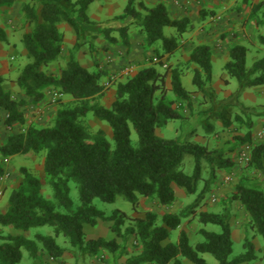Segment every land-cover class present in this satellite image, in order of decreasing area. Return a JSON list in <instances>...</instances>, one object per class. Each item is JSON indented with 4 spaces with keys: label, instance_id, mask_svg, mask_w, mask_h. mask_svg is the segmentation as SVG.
Here are the masks:
<instances>
[{
    "label": "trees",
    "instance_id": "obj_1",
    "mask_svg": "<svg viewBox=\"0 0 264 264\" xmlns=\"http://www.w3.org/2000/svg\"><path fill=\"white\" fill-rule=\"evenodd\" d=\"M19 0H0V10L11 7ZM94 0H27L22 7L24 20L32 25V31L23 36L29 63L23 68L16 83L24 99L35 103L43 101L46 90L54 88L63 96L73 99V105H66L56 113L52 126H29L24 132L12 134L3 143L0 140V154L10 157L18 154L45 153L44 169L51 178L54 202L41 195V181L22 169L23 181L19 189L9 197L6 212L0 211V226L12 227L24 233L38 228L51 227L53 236L36 233L33 239L23 235L0 236V264H18L23 250L36 259L45 252L53 260L62 258L66 249L56 242L63 236L68 243L83 254L96 255L100 251L115 253L119 249L116 240L85 239L84 226L95 227L100 221L114 222L113 231L119 234L123 218L116 211L111 217L94 206L95 199L113 204L119 197L125 198L134 207L139 196L151 198L160 206L168 207L176 201L175 187L195 196L185 212L167 213L161 218L147 212L145 218L136 219L140 251L130 257L126 264H182L180 257L192 264H208L202 257L209 254L218 264H245L255 260L254 244L245 239V252L234 258L230 209L222 214L200 212L203 225H213L220 232L200 230L204 238L192 246L189 237L181 232L178 243H167L171 232L177 230L183 218L195 214L201 207L212 187L218 180V173L233 167L231 154L236 147L210 149L196 141L164 139L156 135V129L182 118L175 108V101L192 108L191 94L183 85L182 73L176 68L161 72L156 66H143L138 72L116 85V97L110 108L99 102L105 89L102 78L106 71L89 72L72 55L59 74H48L46 69L56 63L63 53L64 35L60 26L66 24L75 33L77 40L100 24L88 16V9ZM136 0H127L123 12L108 23L139 24L146 44L153 48L160 58L172 54L178 47V40L193 29L189 18L173 17L167 6L160 2L146 6L145 14L135 8ZM258 11L264 0L254 4L242 0ZM254 4V5H253ZM205 12H201L204 15ZM166 28L175 29L176 37H168ZM108 33L109 29H99ZM122 43L129 44L128 27L118 29ZM109 35V34H107ZM6 31L0 27V42L7 41ZM111 43L118 40L109 37ZM264 46V36L258 37ZM79 43V42H78ZM80 44V43H79ZM82 45V43L80 44ZM158 45L163 53L160 54ZM194 65L193 86L208 105V118L219 120L223 127L231 128L238 122L246 128L244 136H237L238 146L248 143L249 166L264 175V141L253 142V117L264 119V105L261 110L239 103L242 93L248 89L264 86V56L248 65V48L241 44L229 50V60L224 66L227 75L235 79L239 88L226 100H220L212 86V50L207 44L196 46L189 56ZM168 80L170 88L167 87ZM4 78L0 74V109L7 113V126L15 123L25 125L22 104L3 89ZM169 88V89H168ZM171 93L175 100H169ZM238 108L240 113L233 114ZM91 113L105 121L112 129L113 145L105 132L91 134L80 119ZM233 117V118H232ZM138 136L137 146L132 145L131 128ZM264 132V124H263ZM193 159V168L186 171L185 160ZM205 167L208 176H204ZM79 189L80 205L74 207L70 197V182ZM246 210L249 224L264 241V190L240 183L233 197ZM158 220L162 225H158Z\"/></svg>",
    "mask_w": 264,
    "mask_h": 264
},
{
    "label": "rangeland",
    "instance_id": "obj_2",
    "mask_svg": "<svg viewBox=\"0 0 264 264\" xmlns=\"http://www.w3.org/2000/svg\"><path fill=\"white\" fill-rule=\"evenodd\" d=\"M27 0H19L11 7L0 10V27L7 33V41L0 42V74L4 78L3 89L9 92L16 100H25L21 109L25 114L26 124H14L7 126L5 121L7 113L0 109V140L5 142L9 136L15 133L24 132L29 126L48 127L52 126L56 113L66 105H73V99L68 96L57 98L55 94L59 91L54 88L46 90V97L39 103L31 99H24L16 80L21 74L23 68L29 63L26 49L22 39L26 33L32 31V25L24 20L22 7ZM148 0H136L135 8L142 14L145 9L144 3L148 6ZM127 4V0H94L88 9V16L92 21L100 25L91 32L85 33L84 39L77 40L74 31L63 24L60 30L64 35L63 53L60 59L49 66L46 71L48 74H59L60 70L66 65L70 56L75 59H81L82 64H95L99 55H105L109 52L126 53L130 52L125 48L138 49L137 58L131 62L129 69H140L143 66H156L161 72L169 73L178 68L182 73V82L186 90L191 94L193 106L188 108L186 105L175 101V108L181 113L182 118L170 122L167 126L156 129V135L164 139H178L179 141L191 140L208 146L210 149H223L235 146V151L231 154L234 161L232 168L222 170L218 173V180L212 187L201 207L197 208L195 214L183 218L180 227L171 232L170 238L164 242L178 243L181 232H185L192 246H196L203 241L200 234L201 229L220 232V228L213 225H203L199 221L200 212L222 214L226 208L230 209V225L232 230L233 254L234 258L245 252L244 241L249 239L255 246L256 259L245 264H264V241L251 229L249 216L245 208L233 197L236 187L244 183L249 187L264 190V175L256 172L249 166L248 152L250 145L244 143L238 146L237 136H244L246 128L244 125L234 122L231 128H224L219 120L208 118L206 110L208 105L203 103L202 95L199 94L193 86L194 65L190 64L189 56L194 47L206 43L210 45L212 51L213 81L212 86L220 100H226L237 92L239 84L235 79L230 78L224 70V66L229 60V50L235 44H241L248 48V65H251L264 56V46L258 42V37L264 36V6L254 10V6L244 3L242 0H229L227 10L231 23L235 28H230L228 32L216 35L210 32L211 28L218 27L220 18L217 12L204 8L205 14L202 15L200 22L193 25V29L187 31L178 40V47L172 54H165L161 58L157 53L146 44L145 37L141 32L139 24L127 23H108L109 20L121 14ZM201 4V1H199ZM254 5V4H253ZM214 25V26H212ZM128 27L129 44L122 43L121 35L118 29ZM109 29L108 33L99 31L102 28ZM109 34V35H107ZM165 34L168 37H176L175 29L166 28ZM109 37L118 40L117 43H111ZM82 45H80L79 43ZM160 54L163 53L161 46L158 45ZM84 57V58H82ZM81 64L80 60H78ZM89 72H94L92 66L88 67ZM126 71V70H124ZM125 74H112L115 79L107 74L104 84L103 94L110 86L116 87L117 83L127 80L130 72ZM168 80L167 87L170 88ZM168 88V89H169ZM60 94V93H59ZM101 98V97H100ZM169 100H175L171 93L168 94ZM110 103L108 101L106 104ZM239 103L261 110L264 105V86H258L246 89L239 98ZM240 113L238 108L233 109V114ZM233 118V117H232ZM254 126L252 128L253 142L260 143L264 141L263 124L264 119L253 117ZM81 124L91 134L99 130L105 132L107 140L113 145V136L111 127L105 122L95 118L91 113L80 119ZM131 128V141L133 146H137L138 136ZM45 153L18 154L10 157H3L0 154V211L3 207L9 205V197L13 190L19 189L23 181L22 169L41 181V195L51 202H54L53 191L51 188V178L48 177L44 169ZM186 171L190 173L193 168V159L187 157L185 160ZM204 176H208V169L205 167ZM70 197L73 200L74 207L80 205L79 189L75 182H70ZM176 201L163 207L151 198L139 196V204L134 207L123 197H119L113 204L102 202L95 199L93 204L103 211L106 216H112L118 211L117 216L123 218L119 234L113 231L114 222L100 221L97 226H84L85 239L116 240L119 249L115 253L100 251L96 255H87L73 248L68 241L60 236L56 242L62 248L66 249L65 255L59 260H53L45 252H40L38 258L33 259L26 250H23L22 260L18 264H126L127 260L140 251V239L138 236L136 219L145 218L147 212H152L160 218L167 213L185 212L193 203L195 196L188 195L184 189L175 187ZM158 225H162L158 220ZM36 233L53 236L51 227L38 228L31 232L24 233L17 231L12 227H1L0 236L23 235L33 239ZM1 243V241H0ZM202 257L208 264H218L214 257L204 254ZM182 264H192L188 260L180 257Z\"/></svg>",
    "mask_w": 264,
    "mask_h": 264
},
{
    "label": "crops",
    "instance_id": "obj_3",
    "mask_svg": "<svg viewBox=\"0 0 264 264\" xmlns=\"http://www.w3.org/2000/svg\"><path fill=\"white\" fill-rule=\"evenodd\" d=\"M199 1H201V4H199ZM261 0H250V2L256 4L260 2ZM148 6H153L157 3H164L170 14L175 18H183L187 17L190 19L192 25L196 24L197 22H200L202 19L201 12H204V8H209L213 10L214 12H217L218 17L220 18V22L218 23V27L211 28L210 32L214 35L211 36L214 38L216 35L228 32L230 28H235V26L231 23V18L228 17L229 13L227 10L230 8L228 6L229 0H148ZM214 26V25H212ZM206 44V43H204ZM210 46V45H209ZM195 48V47H194ZM127 51L130 52L126 55V53H120V56H118V53H112L109 52L105 55H99V59L96 61L95 64L89 65V64H82L81 59V65L85 67L88 70L89 66L94 67L95 71L91 73H95L97 71H106L108 75L112 74H124V70L128 71L130 77L135 75L139 69L132 68L129 69V66H131V62L135 60L138 56V49H135L132 47L131 49L125 48ZM217 50V49H216ZM215 49H212V51L215 53ZM84 58V57H82ZM107 77L105 76L102 78V84L104 85L106 82ZM116 97V87H111L110 89L104 93V95L101 96L99 102L102 106H105L106 108H110L113 101ZM108 101L110 103L106 104ZM8 208V205L6 207H3L1 212H6Z\"/></svg>",
    "mask_w": 264,
    "mask_h": 264
},
{
    "label": "built area",
    "instance_id": "obj_4",
    "mask_svg": "<svg viewBox=\"0 0 264 264\" xmlns=\"http://www.w3.org/2000/svg\"><path fill=\"white\" fill-rule=\"evenodd\" d=\"M125 73H128V72H127V71H124V74H125ZM111 79H112V80L115 79V75H112V76H111ZM55 95H56L57 98L63 97V95H62V94H59V93H58V94H55ZM247 154H248V155H247L248 158H247L246 160L249 161V152H248Z\"/></svg>",
    "mask_w": 264,
    "mask_h": 264
}]
</instances>
